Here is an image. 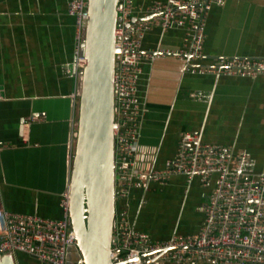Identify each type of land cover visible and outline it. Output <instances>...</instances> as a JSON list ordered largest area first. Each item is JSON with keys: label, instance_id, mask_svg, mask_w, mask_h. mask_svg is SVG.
I'll list each match as a JSON object with an SVG mask.
<instances>
[{"label": "crops", "instance_id": "1", "mask_svg": "<svg viewBox=\"0 0 264 264\" xmlns=\"http://www.w3.org/2000/svg\"><path fill=\"white\" fill-rule=\"evenodd\" d=\"M156 1L167 0L135 4L140 8ZM68 2L0 0V208L7 212L63 218L61 199L69 187L77 128V79L67 71L75 60L77 31ZM205 31L203 58L190 65L217 67L219 59L231 57L264 59V0H222L209 11ZM183 39L179 30L160 28L144 37V51L170 53L143 65L140 96L148 112L136 169L163 170L176 154L180 135L192 133L205 143L246 151L257 171L264 172V75L192 74L177 55ZM199 94L210 99L199 100ZM33 117L43 120L29 121ZM212 186L173 176L164 186L150 185L147 193L133 189L131 221L158 242L197 234ZM123 207L117 203V214ZM16 256L18 264H43Z\"/></svg>", "mask_w": 264, "mask_h": 264}, {"label": "built area", "instance_id": "2", "mask_svg": "<svg viewBox=\"0 0 264 264\" xmlns=\"http://www.w3.org/2000/svg\"><path fill=\"white\" fill-rule=\"evenodd\" d=\"M222 0L156 1L140 8L135 0H119L117 6L115 74V194L124 204L116 215L111 259L116 264H264V172L246 151L205 143L200 134L182 133L174 158L163 170L147 173L136 169L143 118L148 112L140 96L143 65L168 51H144V37L155 28L184 33V48L177 55L189 63L192 74L240 75L251 79L264 75V59L222 58L218 66H193L203 58L206 20ZM88 0H69L68 15L76 22L75 60L68 65L70 76L83 71V32L88 20ZM73 69V73L71 72ZM209 96L196 95L202 100ZM77 99V93H76ZM210 99V97H209ZM78 101V99H77ZM40 117L30 118L35 122ZM77 128L73 140L77 138ZM173 176L190 183L198 179L212 186L204 206L199 233L173 235L154 241L138 231L131 221V192L152 184L166 185ZM147 204L142 199L140 207ZM63 218L7 212L0 208V253L25 254L43 264H68L71 248L77 250L69 214V189L61 199Z\"/></svg>", "mask_w": 264, "mask_h": 264}, {"label": "water", "instance_id": "3", "mask_svg": "<svg viewBox=\"0 0 264 264\" xmlns=\"http://www.w3.org/2000/svg\"><path fill=\"white\" fill-rule=\"evenodd\" d=\"M119 0H88L83 32V71L76 85L77 138L69 179V214L78 264H116L111 259L117 215L115 194V74ZM0 264H18L2 255Z\"/></svg>", "mask_w": 264, "mask_h": 264}, {"label": "rangeland", "instance_id": "4", "mask_svg": "<svg viewBox=\"0 0 264 264\" xmlns=\"http://www.w3.org/2000/svg\"><path fill=\"white\" fill-rule=\"evenodd\" d=\"M69 264H75L78 262L79 254L75 248H71L69 252Z\"/></svg>", "mask_w": 264, "mask_h": 264}]
</instances>
